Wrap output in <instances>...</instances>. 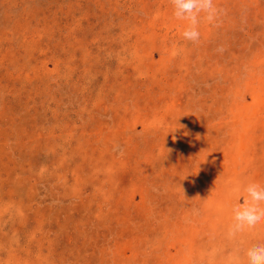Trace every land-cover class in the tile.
Masks as SVG:
<instances>
[{
	"label": "rangeland",
	"instance_id": "rangeland-1",
	"mask_svg": "<svg viewBox=\"0 0 264 264\" xmlns=\"http://www.w3.org/2000/svg\"><path fill=\"white\" fill-rule=\"evenodd\" d=\"M216 4L193 44L170 0H0V264H247L264 0Z\"/></svg>",
	"mask_w": 264,
	"mask_h": 264
},
{
	"label": "clouds",
	"instance_id": "clouds-1",
	"mask_svg": "<svg viewBox=\"0 0 264 264\" xmlns=\"http://www.w3.org/2000/svg\"><path fill=\"white\" fill-rule=\"evenodd\" d=\"M170 3L174 18L186 24L182 32L183 39L193 44L200 42V24L208 23L218 26L224 13V10L217 6L216 0H170ZM216 51L222 53L224 48L218 47ZM115 150L121 151L122 154L119 145ZM235 194L237 203L231 208L232 223L227 229L229 239H235L245 232L264 226V187L258 183L249 182L246 186L237 187ZM244 255L247 257V264H264V243L253 245L245 251ZM213 256L214 253L210 254V260ZM226 264H242L239 250H233L228 255Z\"/></svg>",
	"mask_w": 264,
	"mask_h": 264
}]
</instances>
